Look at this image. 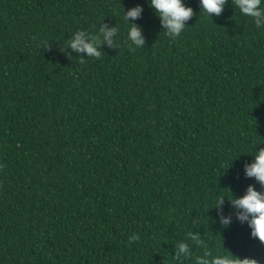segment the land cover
Instances as JSON below:
<instances>
[{
  "label": "trees",
  "instance_id": "1",
  "mask_svg": "<svg viewBox=\"0 0 264 264\" xmlns=\"http://www.w3.org/2000/svg\"><path fill=\"white\" fill-rule=\"evenodd\" d=\"M184 2L172 38L150 0H0V264H264L230 200L264 193L245 170L264 148V16Z\"/></svg>",
  "mask_w": 264,
  "mask_h": 264
},
{
  "label": "clouds",
  "instance_id": "2",
  "mask_svg": "<svg viewBox=\"0 0 264 264\" xmlns=\"http://www.w3.org/2000/svg\"><path fill=\"white\" fill-rule=\"evenodd\" d=\"M227 0H200L203 11L212 18V15H220ZM236 9L244 16L256 18V25L262 23L261 17L264 16V9L261 5L264 0H234ZM152 6L161 19V23L169 37L175 38L179 36L185 29L186 22L193 16V9L187 6L184 0H150ZM142 7L137 6L127 11L124 16L125 21L129 19L135 20L142 13ZM103 38L111 43V37L116 33V29H101ZM127 41L130 42V47L140 48L144 44L142 30L131 24L127 32ZM71 48L78 52H86L89 56L100 57L101 52L98 50L96 42H90L85 39L83 33H78L74 38L68 41ZM134 50V49H133ZM246 175L255 177L257 181L264 184V148H260L255 153L254 160L245 166ZM235 207L241 209L239 219L247 221L251 228V234L264 242V193L259 192L253 186H249L245 195L239 198L230 199ZM222 203L219 199L218 204ZM230 218H224L223 223L228 224ZM130 240L138 239V236L133 235ZM193 239L198 237L193 236ZM180 253L189 255L188 246L185 243L178 245ZM195 264H258V261L252 258H240L231 251L226 254L212 255L205 253L203 256L195 257Z\"/></svg>",
  "mask_w": 264,
  "mask_h": 264
}]
</instances>
